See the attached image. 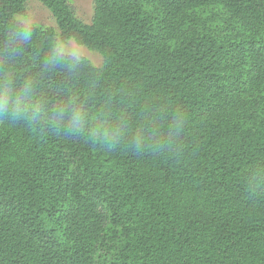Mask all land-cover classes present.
Instances as JSON below:
<instances>
[{"label": "trees", "instance_id": "trees-1", "mask_svg": "<svg viewBox=\"0 0 264 264\" xmlns=\"http://www.w3.org/2000/svg\"><path fill=\"white\" fill-rule=\"evenodd\" d=\"M0 0V264H264V0ZM74 40L94 65L60 50Z\"/></svg>", "mask_w": 264, "mask_h": 264}, {"label": "rangeland", "instance_id": "rangeland-1", "mask_svg": "<svg viewBox=\"0 0 264 264\" xmlns=\"http://www.w3.org/2000/svg\"><path fill=\"white\" fill-rule=\"evenodd\" d=\"M94 1L95 0H68L75 8L77 17L86 23H91L94 14ZM19 19L29 24L56 26L55 19L51 12L40 0H29L27 2V15L21 16ZM60 50L64 53L73 54L79 58H86L96 66H100L103 62V58L99 52L80 46L74 40H71L65 45L61 44Z\"/></svg>", "mask_w": 264, "mask_h": 264}, {"label": "clouds", "instance_id": "clouds-1", "mask_svg": "<svg viewBox=\"0 0 264 264\" xmlns=\"http://www.w3.org/2000/svg\"><path fill=\"white\" fill-rule=\"evenodd\" d=\"M11 91L10 89L0 88V109L7 108L10 104L16 111L21 110V106L25 108L30 107L33 110L34 115H39L42 112V105L39 103H28L29 97L25 92H21L15 98V102L12 103L10 100Z\"/></svg>", "mask_w": 264, "mask_h": 264}]
</instances>
